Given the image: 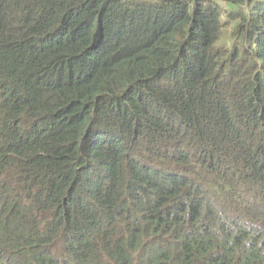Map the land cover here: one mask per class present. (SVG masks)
Instances as JSON below:
<instances>
[{
  "label": "trees",
  "instance_id": "obj_1",
  "mask_svg": "<svg viewBox=\"0 0 264 264\" xmlns=\"http://www.w3.org/2000/svg\"><path fill=\"white\" fill-rule=\"evenodd\" d=\"M0 264H264V0H0Z\"/></svg>",
  "mask_w": 264,
  "mask_h": 264
},
{
  "label": "rangeland",
  "instance_id": "obj_2",
  "mask_svg": "<svg viewBox=\"0 0 264 264\" xmlns=\"http://www.w3.org/2000/svg\"><path fill=\"white\" fill-rule=\"evenodd\" d=\"M223 20L226 21V16L225 15L223 16Z\"/></svg>",
  "mask_w": 264,
  "mask_h": 264
}]
</instances>
